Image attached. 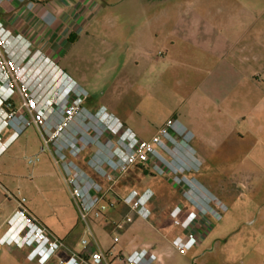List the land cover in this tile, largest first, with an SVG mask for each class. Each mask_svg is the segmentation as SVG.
<instances>
[{
    "label": "rangeland",
    "instance_id": "rangeland-1",
    "mask_svg": "<svg viewBox=\"0 0 264 264\" xmlns=\"http://www.w3.org/2000/svg\"><path fill=\"white\" fill-rule=\"evenodd\" d=\"M93 1L85 32L69 43L58 62L54 52L61 42L36 30V6L30 9L29 1L0 0V22L13 35L22 28L24 47L29 43L32 51L44 52L54 70L59 67L87 92L84 106L89 112L99 119L100 110L118 117L153 149L147 164L132 167L114 186L120 196L130 190L150 193L147 218L133 216V222L118 231L113 223L133 214L123 205L110 210L91 224L102 247L110 248L118 237L120 248L148 246L163 255L164 264H264V131L254 120L253 104L237 105L231 79L226 88L212 89L204 82L215 60L205 54H180L178 62L162 65L166 54L143 25L147 17L159 15L161 3L175 1L184 8L218 0ZM81 16L85 22L88 14ZM3 49L16 54L22 45L9 39ZM226 92L231 95L221 102L216 94ZM110 140L118 145L119 136ZM42 146L38 129L30 125L0 157V201L10 195L24 198L49 231L81 251V240L90 237L50 153H42L34 166L27 163ZM14 207L6 199L0 208V237L9 227L2 222L12 217ZM177 208L182 221L195 213V231L205 228L186 254L174 245L184 233L171 215ZM6 250L0 247V264H24L30 252L28 247Z\"/></svg>",
    "mask_w": 264,
    "mask_h": 264
},
{
    "label": "built area",
    "instance_id": "built-area-1",
    "mask_svg": "<svg viewBox=\"0 0 264 264\" xmlns=\"http://www.w3.org/2000/svg\"><path fill=\"white\" fill-rule=\"evenodd\" d=\"M20 1H29L32 9L39 0ZM40 17L45 23L55 22L45 12ZM21 29L16 28L13 35L0 22V156L24 129L34 125L43 146L38 155L27 159V163L34 166L42 153H50L90 240L86 237L81 240L82 253L71 251L29 211L24 198L10 195L16 200L17 208L7 222H2L9 227L0 237V244L9 252H13L14 246L18 249L28 247V259L38 264H50L62 250L68 252L69 257L56 264H113V260H118L119 264L161 262V255L144 245L134 247L126 254L115 253L118 237L113 238L110 248L104 249L91 226L118 205L125 206L133 214L113 223L118 231L131 224L133 216L143 220L147 218L146 205L151 200L150 193L140 195L130 190L120 196L114 186L132 167L149 162L153 152L150 143L141 141L118 118L103 121L89 112L84 106L87 92L59 67L54 70L51 58L44 52L32 51L29 43L24 47ZM9 39L22 45L16 54L2 50ZM40 74L44 76L40 77ZM45 75H49L47 83ZM115 136H119L118 145L110 140ZM90 147L94 150L89 151ZM89 170L103 183L96 180ZM181 213V208H177L171 214L176 224L184 229L183 235L174 239V245L186 254L201 240L202 234L191 228L195 213H189L183 221Z\"/></svg>",
    "mask_w": 264,
    "mask_h": 264
},
{
    "label": "crops",
    "instance_id": "crops-1",
    "mask_svg": "<svg viewBox=\"0 0 264 264\" xmlns=\"http://www.w3.org/2000/svg\"><path fill=\"white\" fill-rule=\"evenodd\" d=\"M37 2L32 20L38 32L39 29L44 30L50 41L61 42L56 46L60 50L54 52L58 62L60 55L69 45L68 38L72 36L76 38L85 32L91 21L89 17L93 16L95 1L39 0ZM161 4L159 15L147 17L143 25L148 36L156 39L159 42L158 46L163 48L166 54L167 59L162 61V65L166 62H178L175 57L180 54L185 56L205 54L214 58V64L209 71L210 77L204 82L211 83L212 89L226 88L231 79V88L237 90V105L252 103L254 120L258 122L259 130L264 131V0H218L205 3L196 1L184 8L175 1ZM43 12L55 21L52 26L41 19ZM81 12L88 14L85 22L81 16L84 17V14ZM48 25L51 28L45 30ZM157 64L159 65V62ZM187 64L192 63L187 61ZM217 94L216 96L222 99L221 102H225L231 95L228 92ZM99 112L98 116L103 121L116 117L106 116L104 110ZM6 199L13 201L16 210V200L6 196L1 199L0 208L5 205ZM42 225L44 226L43 223ZM196 231L203 233L205 228H198ZM52 234L71 251L76 253L84 251L83 249L77 251L72 245H67L64 239ZM133 248H120L117 245L115 253L126 254ZM67 253L65 250L60 251L50 264L66 260L69 257ZM158 254L161 255V262L157 264H164L163 255ZM24 261V264H38L36 261H30L28 256ZM113 264H119V261L113 260Z\"/></svg>",
    "mask_w": 264,
    "mask_h": 264
},
{
    "label": "trees",
    "instance_id": "trees-1",
    "mask_svg": "<svg viewBox=\"0 0 264 264\" xmlns=\"http://www.w3.org/2000/svg\"><path fill=\"white\" fill-rule=\"evenodd\" d=\"M74 40H75V36H72V37H69V38H68V42H69V43L74 42ZM188 212H189V210L185 211L184 214H187Z\"/></svg>",
    "mask_w": 264,
    "mask_h": 264
}]
</instances>
